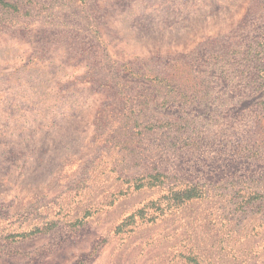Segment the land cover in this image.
<instances>
[{
	"label": "rangeland",
	"instance_id": "obj_1",
	"mask_svg": "<svg viewBox=\"0 0 264 264\" xmlns=\"http://www.w3.org/2000/svg\"><path fill=\"white\" fill-rule=\"evenodd\" d=\"M0 264H264V0H0Z\"/></svg>",
	"mask_w": 264,
	"mask_h": 264
},
{
	"label": "trees",
	"instance_id": "obj_2",
	"mask_svg": "<svg viewBox=\"0 0 264 264\" xmlns=\"http://www.w3.org/2000/svg\"><path fill=\"white\" fill-rule=\"evenodd\" d=\"M177 194V193H176Z\"/></svg>",
	"mask_w": 264,
	"mask_h": 264
}]
</instances>
